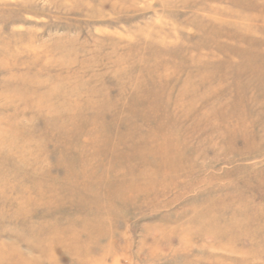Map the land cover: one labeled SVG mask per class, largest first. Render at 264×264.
Wrapping results in <instances>:
<instances>
[{
	"label": "rangeland",
	"instance_id": "1",
	"mask_svg": "<svg viewBox=\"0 0 264 264\" xmlns=\"http://www.w3.org/2000/svg\"><path fill=\"white\" fill-rule=\"evenodd\" d=\"M2 123L0 264H264V0H0Z\"/></svg>",
	"mask_w": 264,
	"mask_h": 264
},
{
	"label": "bare ground",
	"instance_id": "2",
	"mask_svg": "<svg viewBox=\"0 0 264 264\" xmlns=\"http://www.w3.org/2000/svg\"><path fill=\"white\" fill-rule=\"evenodd\" d=\"M184 91L182 90L181 92L184 93ZM80 92L81 89L79 90L74 87H68L65 84L53 85L47 88L46 90H44L42 93L40 92L37 95V97H35L33 104L37 108H41L42 106H45L46 110L50 114L54 115L53 118L55 119V121L59 122V124L63 123L64 126H68L71 124L73 117L75 118L76 115H80L84 109L92 110L94 108L96 109L98 106L97 101L96 102L94 101L95 93L92 90L87 92L83 91L81 94ZM83 93L84 95L82 96ZM8 95H9L8 92L3 93L1 95V98L7 101L10 99ZM17 95H18L17 97H22L20 93ZM81 96L82 99H85V101L80 99ZM198 99L199 98H193L190 101L191 104L189 105V108H191L193 106V103L196 102ZM98 118L99 117L92 116L91 114L90 117L87 119L89 121L88 123L90 129L84 132L81 131L83 133H87V135L89 136L88 138L90 140L98 136V132H99L97 130V124L99 122ZM1 125L3 126L0 127V153L5 152L6 158L7 157L9 159L14 158L18 162L27 161L29 146L26 143L21 145L17 143V139H19V135L21 137V132H22L21 128L17 126L15 127L14 125L9 123H2ZM127 139H129V137H127ZM158 151L163 152L164 150L162 148L157 147L150 152H152L153 154H157L159 153ZM53 231L56 232L57 229H53L50 232ZM69 233L73 235L72 230H70ZM3 245L4 244L1 243L0 246L1 252L4 250Z\"/></svg>",
	"mask_w": 264,
	"mask_h": 264
}]
</instances>
